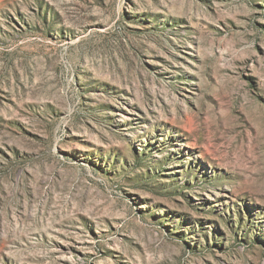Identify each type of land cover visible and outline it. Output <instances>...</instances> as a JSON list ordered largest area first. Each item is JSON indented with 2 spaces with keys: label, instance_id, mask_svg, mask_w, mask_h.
<instances>
[{
  "label": "rangeland",
  "instance_id": "1",
  "mask_svg": "<svg viewBox=\"0 0 264 264\" xmlns=\"http://www.w3.org/2000/svg\"><path fill=\"white\" fill-rule=\"evenodd\" d=\"M0 264H264V0H0Z\"/></svg>",
  "mask_w": 264,
  "mask_h": 264
}]
</instances>
